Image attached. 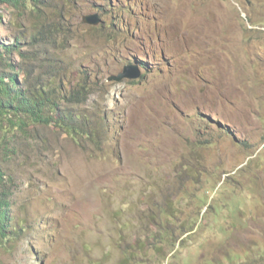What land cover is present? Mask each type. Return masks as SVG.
<instances>
[{"label": "rangeland", "instance_id": "374dc122", "mask_svg": "<svg viewBox=\"0 0 264 264\" xmlns=\"http://www.w3.org/2000/svg\"><path fill=\"white\" fill-rule=\"evenodd\" d=\"M75 2L74 36L51 35L47 54L68 88L80 68L97 77L82 108L109 115L107 133L83 149L54 126L22 132L0 119L17 230L0 264H230L225 256L243 259L248 246L244 264L264 262V25L248 22L245 0ZM251 2L263 15L264 0ZM92 14L98 26L84 23ZM33 26L0 7V39L28 43ZM135 63L139 79L109 81ZM27 65L34 76L38 65ZM227 200L249 218L231 220ZM167 204L177 215L165 226L181 228L172 253L159 235Z\"/></svg>", "mask_w": 264, "mask_h": 264}, {"label": "trees", "instance_id": "16d2710c", "mask_svg": "<svg viewBox=\"0 0 264 264\" xmlns=\"http://www.w3.org/2000/svg\"><path fill=\"white\" fill-rule=\"evenodd\" d=\"M54 1L56 4L51 5L50 3ZM75 1L0 0V7L14 8L20 12V16H23L24 19H31L34 24L33 29L36 31L28 43L25 42L27 40L25 36L20 35L11 41L0 39V119L11 123L22 132L29 130L31 126H54L84 149L90 142L97 145L101 144L102 134L107 133L104 127L110 116L105 113L95 116L91 112H85L82 108L90 103L94 88L98 87V79L88 68H80L78 79L74 82L75 84L68 88V82L64 79L66 68L60 66L58 61L47 54L48 51L53 52L51 48L57 46V41L51 35L70 38L74 36L70 19L77 11ZM244 5L248 22L253 26L264 25V14L256 16L259 8L251 0H245ZM36 48L39 49L38 54L31 53ZM31 60L35 62L36 66L38 65V71L34 73V76L32 75L33 72L25 66ZM128 83L137 84L139 81H128ZM204 120L217 125L221 129L220 132L226 134V128L218 119L215 120L210 115H206L203 120L201 119L202 122ZM214 121L217 122L214 123ZM95 139H100V142H96ZM5 179L6 174L0 169V245L15 239L17 233L12 217L11 198L13 190L7 185ZM223 190H226V186ZM198 201L206 204L208 199L201 197ZM212 208L216 211H222L218 205H212ZM224 208L230 210L231 220L238 221L249 218L244 212L241 201L233 204L227 200ZM159 211L161 217L159 235L164 238L162 242L164 245H169V242L173 243L172 248L169 249L172 253L177 245L175 233L181 228L176 230L165 225H167L168 215L174 217L177 215V210L173 208V205L167 204L160 206ZM192 231L193 228L185 234ZM157 239L158 237L155 239L156 242ZM246 250L247 253L243 259L236 258L237 260H235L231 256L227 258L230 252L225 258L230 264H244L247 262L251 248L248 246ZM123 254L129 258L130 252L125 250ZM255 255L259 256L256 253ZM261 263L264 262L253 261V264ZM205 264L224 263L213 258Z\"/></svg>", "mask_w": 264, "mask_h": 264}, {"label": "water", "instance_id": "95a60500", "mask_svg": "<svg viewBox=\"0 0 264 264\" xmlns=\"http://www.w3.org/2000/svg\"><path fill=\"white\" fill-rule=\"evenodd\" d=\"M83 21L85 24H88L91 26H98L101 23V19L99 18L97 14L84 16ZM140 77H141L140 66L137 64H133V65L125 67L124 71L121 72L119 75L112 76L111 78H109V81L122 82L124 81V79L137 80Z\"/></svg>", "mask_w": 264, "mask_h": 264}]
</instances>
